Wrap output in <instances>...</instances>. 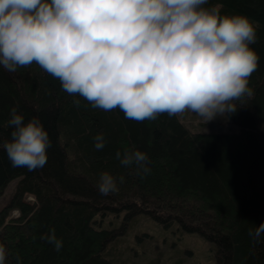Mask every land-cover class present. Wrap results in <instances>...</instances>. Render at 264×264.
<instances>
[{"label":"trees","instance_id":"obj_1","mask_svg":"<svg viewBox=\"0 0 264 264\" xmlns=\"http://www.w3.org/2000/svg\"><path fill=\"white\" fill-rule=\"evenodd\" d=\"M212 6L221 15H245L256 27L253 95L236 101L237 111L228 116L239 131L196 132L167 114L137 122L67 94L36 64L15 72L0 66V145L11 139L13 107L25 123L38 118L51 141L46 164L34 171L12 167L0 147V197L19 178L0 209L6 264H16L17 254L22 264H129L121 240L128 222L121 228L107 223L110 213L122 210L127 220L145 213L165 228L177 223L200 234L215 245V264H264V235L259 243L248 235L264 221V0H208L205 7ZM99 133L106 139L101 150L93 141ZM126 148L148 155L146 178L115 158ZM104 171L124 177L118 192L98 191ZM14 210L17 217H11ZM51 229L63 242L59 252L40 239Z\"/></svg>","mask_w":264,"mask_h":264},{"label":"clouds","instance_id":"obj_2","mask_svg":"<svg viewBox=\"0 0 264 264\" xmlns=\"http://www.w3.org/2000/svg\"><path fill=\"white\" fill-rule=\"evenodd\" d=\"M208 0H0V66L9 72L38 65L71 96L93 108L119 109L126 119L154 121L160 115L194 113L206 124L237 111L236 101L253 95L249 80L259 65L250 45L254 23L242 14L205 7ZM77 107L79 100H73ZM2 147L12 167L29 171L47 162L51 141L38 118L24 122L13 107ZM101 150L103 133L93 137ZM120 165L141 179L151 173L148 155L117 151ZM116 177L100 173L102 195L119 191ZM248 235L259 243L264 221ZM40 239L59 252L51 229ZM9 253L0 244V264ZM16 264H22L16 255Z\"/></svg>","mask_w":264,"mask_h":264},{"label":"rangeland","instance_id":"obj_3","mask_svg":"<svg viewBox=\"0 0 264 264\" xmlns=\"http://www.w3.org/2000/svg\"><path fill=\"white\" fill-rule=\"evenodd\" d=\"M181 120L196 132H228L239 131L240 127L229 120V117L217 116L214 120L204 123L194 113H185ZM19 178L12 180L0 197V209L5 207L16 190ZM30 200L33 198L30 197ZM11 217L19 215L18 210ZM126 210L110 213L107 223L114 227L128 225L122 237L123 246L127 247L129 264H215L216 247L198 233L184 231L179 224L165 228L152 216L140 213L127 220ZM122 247L121 254L125 252Z\"/></svg>","mask_w":264,"mask_h":264}]
</instances>
